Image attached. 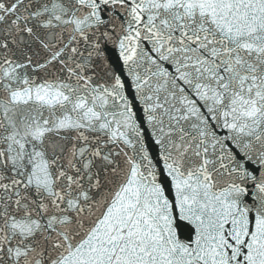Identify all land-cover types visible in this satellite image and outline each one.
Wrapping results in <instances>:
<instances>
[{
    "label": "snow or ice",
    "instance_id": "6c2138e0",
    "mask_svg": "<svg viewBox=\"0 0 264 264\" xmlns=\"http://www.w3.org/2000/svg\"><path fill=\"white\" fill-rule=\"evenodd\" d=\"M0 264H264V0H0Z\"/></svg>",
    "mask_w": 264,
    "mask_h": 264
}]
</instances>
